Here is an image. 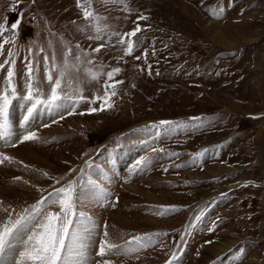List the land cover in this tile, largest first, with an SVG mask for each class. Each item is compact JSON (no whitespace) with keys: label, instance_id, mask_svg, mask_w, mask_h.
<instances>
[{"label":"rangeland","instance_id":"obj_1","mask_svg":"<svg viewBox=\"0 0 264 264\" xmlns=\"http://www.w3.org/2000/svg\"><path fill=\"white\" fill-rule=\"evenodd\" d=\"M86 6L102 39L78 0H0V93L10 67L17 92L0 130V156L11 158L0 164V224L76 181L77 210L94 221L82 264H264V0ZM29 63L42 103L26 120ZM49 70L65 73L53 104ZM112 84L113 107L90 113ZM105 240L117 247L101 257Z\"/></svg>","mask_w":264,"mask_h":264},{"label":"snow or ice","instance_id":"obj_2","mask_svg":"<svg viewBox=\"0 0 264 264\" xmlns=\"http://www.w3.org/2000/svg\"><path fill=\"white\" fill-rule=\"evenodd\" d=\"M88 4H90V0H85L84 3H80V0H78V7L82 9L85 19L92 18L97 21L95 30L98 35L95 39H102V36L99 35L102 31L98 23L99 17H96L94 13L89 10L86 6ZM141 19H146V17H141ZM11 27L16 29L18 24L14 23ZM4 30L3 26H0V35H2ZM140 31V27L137 26L135 30L125 35L134 37ZM89 38L92 39L93 37ZM8 42L7 39L4 40V43ZM124 42V40L120 41V43ZM101 47H103V45L97 47L94 51L99 52ZM133 49L134 42L129 40L125 48V53L130 55ZM0 55H3V44H0ZM8 56L13 57L14 53L9 52ZM137 59H139V57H137ZM53 67H55V65H53ZM150 67L149 65V68ZM2 68H4V65L0 64V69ZM120 71L121 69L119 68L113 69L112 72L107 73L108 79L112 80L114 75L118 74ZM14 75V69L10 67L7 71V77L8 83L11 85V90L9 92V89L5 88L3 92L0 93V130H6L8 127L9 105L17 94L16 87L12 83ZM26 75V98L29 101H34L32 106L27 109V116L25 117L27 120L36 111L37 104L42 103V101L38 100L33 95L34 92H39L40 90L39 88H34L33 80L35 76L34 68L31 63L27 65ZM89 75L92 79L99 78L96 73H89ZM64 76L65 73L61 71L59 77L54 79L51 70L48 71L47 80L51 85L50 96L46 101L48 104H53L61 99L60 90L62 89ZM116 83H122V81H117ZM108 87L113 89L110 93L107 90ZM116 94L115 84L107 86L105 88V95L96 97V100L103 101L100 107L91 108L90 113L112 108L113 104L111 103V97ZM81 99H83V97H81ZM92 102L94 103L95 101ZM172 124L173 122L171 121H161L159 126ZM152 127L158 126L153 125ZM157 135H159V133H157ZM35 139H37L35 133H30L24 137L26 141ZM10 159L11 158L7 156H0V164ZM137 163L140 162L138 161ZM44 175H47V173ZM57 183H59L58 180ZM76 184V181H69L66 185L55 188L52 192H49L47 196L37 201L36 204L31 205L29 209H25L24 213L17 216L16 219L13 220L9 217L6 222L0 224V261L3 260L8 250L11 249L14 244H19L22 246L23 250L19 251V260L16 264H82L81 258L84 255V241L90 231V224H94V221L84 212L77 210L80 196L76 191ZM5 211H7V209H5ZM197 219H199V217H197ZM107 235V232H105V237H107ZM135 239L137 241L141 240L140 237H136ZM116 247V245L108 243V241L105 240L99 248L98 255L103 257L107 254L108 250ZM104 264H109V262L104 261Z\"/></svg>","mask_w":264,"mask_h":264},{"label":"bare ground","instance_id":"obj_3","mask_svg":"<svg viewBox=\"0 0 264 264\" xmlns=\"http://www.w3.org/2000/svg\"><path fill=\"white\" fill-rule=\"evenodd\" d=\"M39 121V120H37ZM37 123V122H36ZM25 130V129H24ZM24 130L21 129V127L18 126V119H14L13 121V133H14V137L18 138L22 132H24ZM129 158V157H128ZM126 160L127 157H124L121 161H120V165L124 166L126 164Z\"/></svg>","mask_w":264,"mask_h":264}]
</instances>
